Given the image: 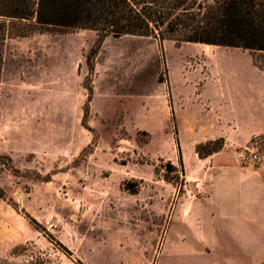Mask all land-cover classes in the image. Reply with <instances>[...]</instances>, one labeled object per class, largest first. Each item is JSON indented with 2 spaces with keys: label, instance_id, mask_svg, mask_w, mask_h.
Returning <instances> with one entry per match:
<instances>
[{
  "label": "rangeland",
  "instance_id": "1",
  "mask_svg": "<svg viewBox=\"0 0 264 264\" xmlns=\"http://www.w3.org/2000/svg\"><path fill=\"white\" fill-rule=\"evenodd\" d=\"M99 40L37 31L0 46V156L12 161L0 168V264H209L174 248L173 230L164 235L173 205L195 192L179 164L192 147L179 124L187 133L214 121L207 74L244 77V59L215 62L212 51L226 47L152 37ZM262 120L260 134L234 147L256 149L264 173ZM215 141L201 153L232 148Z\"/></svg>",
  "mask_w": 264,
  "mask_h": 264
},
{
  "label": "crops",
  "instance_id": "2",
  "mask_svg": "<svg viewBox=\"0 0 264 264\" xmlns=\"http://www.w3.org/2000/svg\"><path fill=\"white\" fill-rule=\"evenodd\" d=\"M227 55L242 56L248 74L241 77L232 72H209L216 119L193 123L187 133L179 124V141L192 145L188 150L182 147L180 154L185 182L192 183L195 192L194 199H180L173 205L164 235L173 230L178 240L174 248L190 256L203 252L210 256L209 264H257V259L264 262V173L243 167L234 145H242L262 131L264 73L247 51H212L215 62ZM200 105L197 103V108ZM238 117L239 125L233 120ZM228 120L236 123L235 127H230ZM230 128L237 130L242 139L231 138ZM216 139H223L232 148L199 158L195 146ZM218 252L223 253V260H217Z\"/></svg>",
  "mask_w": 264,
  "mask_h": 264
},
{
  "label": "trees",
  "instance_id": "3",
  "mask_svg": "<svg viewBox=\"0 0 264 264\" xmlns=\"http://www.w3.org/2000/svg\"><path fill=\"white\" fill-rule=\"evenodd\" d=\"M69 30L93 31L100 40L131 35L160 43L174 40L236 48L249 52L264 73V0H0V46L7 38L37 31ZM96 52L91 50V55ZM212 144L197 146V156L220 150L203 155L202 149ZM5 162L12 164L9 157L0 156V168ZM36 263V259L29 262Z\"/></svg>",
  "mask_w": 264,
  "mask_h": 264
},
{
  "label": "built area",
  "instance_id": "4",
  "mask_svg": "<svg viewBox=\"0 0 264 264\" xmlns=\"http://www.w3.org/2000/svg\"><path fill=\"white\" fill-rule=\"evenodd\" d=\"M235 155L239 163L250 170L256 169L260 162L257 150L250 146H245L241 150L235 151Z\"/></svg>",
  "mask_w": 264,
  "mask_h": 264
}]
</instances>
